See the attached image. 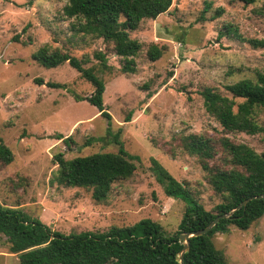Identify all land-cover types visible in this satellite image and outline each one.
<instances>
[{
  "label": "rangeland",
  "instance_id": "374dc122",
  "mask_svg": "<svg viewBox=\"0 0 264 264\" xmlns=\"http://www.w3.org/2000/svg\"><path fill=\"white\" fill-rule=\"evenodd\" d=\"M66 2L0 0V139L14 156L0 168V203L20 208L31 220L63 236L105 233L112 226H131L142 219L161 224L171 235L185 203L164 194L151 159L212 210L222 198L207 182L201 158L187 153L183 139L199 135L210 140L211 157L206 161L214 167H224L227 158L219 145L223 137L257 153L264 151L261 134L222 132L204 110L201 96L210 88L230 98L225 85L264 71V49L250 42L264 38V0L249 6L229 0H173L166 13L143 20L130 32V38L141 44L134 73L121 71L123 60L111 43L73 35L71 21L62 13ZM218 10L221 14L216 16ZM16 35L18 41L13 40ZM150 44L164 47L154 62L146 56ZM45 45L96 70L105 83L103 103L111 116L110 132L119 129V145L138 157L133 175L113 183L104 201H95L91 190L64 187L55 180L54 156L68 160L117 153L118 145L112 143L107 121L97 109L74 98L89 96L92 86L68 63L48 69L33 59ZM95 53L104 54L110 70L101 68ZM46 82L66 87L49 88ZM257 119L264 125V111ZM67 137L68 145L63 142ZM212 241L224 254L225 264H264V215L248 230L231 226ZM0 264H19L2 235Z\"/></svg>",
  "mask_w": 264,
  "mask_h": 264
},
{
  "label": "trees",
  "instance_id": "16d2710c",
  "mask_svg": "<svg viewBox=\"0 0 264 264\" xmlns=\"http://www.w3.org/2000/svg\"><path fill=\"white\" fill-rule=\"evenodd\" d=\"M229 1L249 6L256 0ZM172 2L67 0L62 13L71 21L69 28L73 35L92 36L111 43L114 54L123 60L121 71L134 73V57L141 44L130 38V32L135 31L143 20H155L166 13ZM219 14L221 10L215 13L216 16ZM13 40L18 41V36H14ZM250 42L264 49V38ZM163 51L164 47L150 44L146 56L154 62ZM32 57L48 69L68 63L92 86L89 96L75 95L74 98L76 101H87L107 121L106 132L111 135L112 143L118 145L117 153H96L68 160L58 154L53 158L57 165L55 180L64 187L91 190L95 201L106 200L113 183L133 175L136 169L133 161H138V157L129 155L119 145V129L116 134L110 132L111 116L103 103L104 81L94 68H84L83 60L59 49L45 45ZM94 57L103 70L111 69L104 54L95 53ZM35 82L43 83L40 79H35ZM45 85L49 88L66 87L53 82H46ZM224 88L230 98L210 88L201 92L204 110L215 119L222 132L264 136V125L257 119L258 112L264 111V71L256 72L252 79L243 78ZM151 96L148 94V98ZM237 99L242 102H236ZM125 121H130V115ZM69 140V137L63 139L64 144L68 145ZM209 143L210 140L199 135L183 139L187 153L201 158L207 182L222 198V202L212 210H206L184 184L172 177L158 161L151 159V170L163 186L164 194L185 203L182 218L173 234H168L157 222L142 219L131 226H112L105 233L83 232L63 236L39 220H31L20 208L0 203V235L6 238L8 252L16 256L19 264H179L177 257L183 247L179 241L180 234L201 230L215 217L229 213L245 199L264 194V151L257 153L244 143H235L223 137L219 145L227 158L224 167H214L206 161L211 157L212 146ZM13 159V153L0 139V168L8 166ZM263 215L264 199H254L244 208L234 211L229 218L219 220L208 233L189 238L184 264H225L224 254L214 246L213 237L227 233L231 226L246 231Z\"/></svg>",
  "mask_w": 264,
  "mask_h": 264
},
{
  "label": "water",
  "instance_id": "95a60500",
  "mask_svg": "<svg viewBox=\"0 0 264 264\" xmlns=\"http://www.w3.org/2000/svg\"><path fill=\"white\" fill-rule=\"evenodd\" d=\"M254 199H264V194L252 196V197L245 199L242 203L237 205L229 213L218 215L217 217H215L205 228L201 230L191 232V233L180 234L179 241L183 243V247L177 257L179 264H184V253H186L189 249V238L193 236H201V235L208 233L218 223L219 220L229 218L234 211L244 208L249 201L254 200Z\"/></svg>",
  "mask_w": 264,
  "mask_h": 264
}]
</instances>
